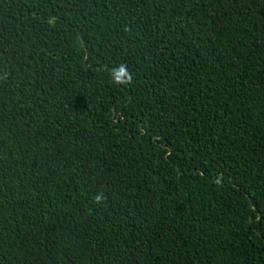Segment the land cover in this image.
<instances>
[{
  "label": "trees",
  "instance_id": "trees-1",
  "mask_svg": "<svg viewBox=\"0 0 264 264\" xmlns=\"http://www.w3.org/2000/svg\"><path fill=\"white\" fill-rule=\"evenodd\" d=\"M0 264H264V0H0Z\"/></svg>",
  "mask_w": 264,
  "mask_h": 264
},
{
  "label": "clouds",
  "instance_id": "clouds-1",
  "mask_svg": "<svg viewBox=\"0 0 264 264\" xmlns=\"http://www.w3.org/2000/svg\"><path fill=\"white\" fill-rule=\"evenodd\" d=\"M109 77L113 84L123 87L132 82L133 74L126 63H118L109 71ZM215 182L219 184L221 182V178L217 177ZM105 199L106 194L102 190L93 194V201L97 205L103 204Z\"/></svg>",
  "mask_w": 264,
  "mask_h": 264
}]
</instances>
